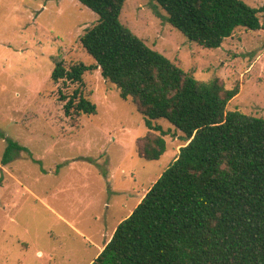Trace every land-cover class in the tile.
I'll return each instance as SVG.
<instances>
[{"label":"rangeland","instance_id":"rangeland-1","mask_svg":"<svg viewBox=\"0 0 264 264\" xmlns=\"http://www.w3.org/2000/svg\"><path fill=\"white\" fill-rule=\"evenodd\" d=\"M156 3L126 0L120 21L199 80L239 84L229 109L264 117V28L240 27L204 48ZM97 19L79 0H0V264H91L186 143L155 119L169 132L167 150L142 157L147 119L100 69L85 74L83 88L98 113L66 116L60 90L71 95L78 84L52 80L53 57L95 64L81 36ZM10 140L19 147L7 154Z\"/></svg>","mask_w":264,"mask_h":264},{"label":"trees","instance_id":"trees-1","mask_svg":"<svg viewBox=\"0 0 264 264\" xmlns=\"http://www.w3.org/2000/svg\"><path fill=\"white\" fill-rule=\"evenodd\" d=\"M79 1L98 16L81 36L95 64L66 67L63 54L53 57L52 80L78 84L71 95L60 90L66 116L98 113L83 88L85 74L100 69L147 119L142 157L167 150L169 132L152 120H169L186 142L91 264H264V117L229 109L239 84L199 80L149 46L120 21L126 0ZM155 1L204 48H219L240 27L264 28V5L244 0Z\"/></svg>","mask_w":264,"mask_h":264},{"label":"crops","instance_id":"crops-1","mask_svg":"<svg viewBox=\"0 0 264 264\" xmlns=\"http://www.w3.org/2000/svg\"><path fill=\"white\" fill-rule=\"evenodd\" d=\"M117 227V226H116ZM116 227L114 228V231H115V229H116ZM114 231H113V233H114ZM113 235V234H112ZM112 237V236H111ZM111 239V238H110ZM109 239V240H110ZM109 240L106 242V244L109 242ZM106 244H104V246H102L100 249H99V253L104 249V247H105V245ZM39 254H41V251H39Z\"/></svg>","mask_w":264,"mask_h":264}]
</instances>
